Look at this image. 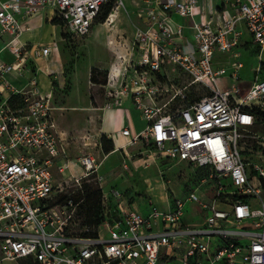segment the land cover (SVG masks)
<instances>
[{
  "label": "built area",
  "instance_id": "1",
  "mask_svg": "<svg viewBox=\"0 0 264 264\" xmlns=\"http://www.w3.org/2000/svg\"><path fill=\"white\" fill-rule=\"evenodd\" d=\"M107 1L0 0V262L264 264V131L255 129L264 115V0H223L208 12L199 0L146 1L130 56L104 85L105 108L129 99L146 121L118 149L145 141L151 156L204 174L180 197L165 194L164 208L150 201L145 212L130 208L115 188L117 216L105 217L95 236L67 232L74 204L51 196L54 173H64L69 159L52 91L41 92L35 63L57 44L29 46L22 37L32 29L30 19L47 10L65 32L85 36ZM174 15L188 19L186 25ZM252 44L259 65L249 87L221 89L218 78L227 70L213 65L215 55L234 59L230 76L237 80L239 46ZM171 68L190 79L176 89L160 84ZM192 90L205 93L189 98ZM118 133L129 136L124 126ZM76 164V182L100 166L90 153Z\"/></svg>",
  "mask_w": 264,
  "mask_h": 264
},
{
  "label": "rangeland",
  "instance_id": "2",
  "mask_svg": "<svg viewBox=\"0 0 264 264\" xmlns=\"http://www.w3.org/2000/svg\"><path fill=\"white\" fill-rule=\"evenodd\" d=\"M112 3L111 12L105 21H95L85 36L80 37L67 32L65 34V29L60 28L61 36L65 39L63 42H57V51L63 58V71L55 78L58 83L50 78L52 104L56 107L53 114L69 159V168L64 173H54L55 182L51 197L55 201L59 197H70L80 192L83 184L97 186L101 193L98 216L102 220L118 214V202L111 194L115 188L124 193V200H127L130 208L145 212L150 201L159 208H164L165 194L169 199L174 196L180 197L187 189L199 182L204 174L203 171L192 170L182 162L151 156L153 149L145 141L126 146L125 152H113L115 154L108 157L106 162L103 161L97 123L100 113L110 98L105 84L102 86L90 83L88 73L92 67L98 68L106 73L107 80V75L110 76L113 71H117L126 63L130 56L134 30L140 25V21H143L140 14L145 10L142 4L125 6L119 0H113ZM56 35H58L56 29L46 26L35 32L33 36L41 42H48ZM239 52L238 60L243 63V67L237 70L239 75L237 80H233L230 76L233 71L230 65L234 59L220 54L214 57L213 65L224 66L227 70L226 74L218 78L221 89L229 88L234 84L245 91L253 81L254 70L259 65L257 48L253 44L249 48L239 46ZM262 59L264 60V52ZM40 64L44 66L42 62ZM261 69L264 72V63ZM167 71L168 78L158 79L160 84L167 83L169 87L173 85L176 89L190 79V76L182 74L178 69L171 68ZM99 77L98 81H101V75ZM198 86L201 84L196 85ZM44 87L47 89L48 85L45 84ZM163 93V98L166 99L171 91ZM203 93L205 91L192 90L189 98ZM144 101L148 100L144 99ZM122 106L121 108L129 107L140 111L130 101ZM255 129L264 131V115L257 116ZM248 144H254V141L249 140ZM147 149L150 151L148 152ZM81 153H90L102 167L100 165L97 173L92 177L82 178L76 182L75 178L81 174V168L76 164ZM252 158L255 159V155ZM208 194L211 195V192ZM261 198L264 199V188ZM99 228H102V223L82 224V217L77 216L75 212L67 225V231L77 233L97 231ZM0 263L34 264L30 259L25 258L16 261L3 260Z\"/></svg>",
  "mask_w": 264,
  "mask_h": 264
},
{
  "label": "crops",
  "instance_id": "3",
  "mask_svg": "<svg viewBox=\"0 0 264 264\" xmlns=\"http://www.w3.org/2000/svg\"><path fill=\"white\" fill-rule=\"evenodd\" d=\"M121 1L125 6L126 5L131 6L132 4H134L132 6H139L142 4L143 8L144 7L146 8L148 6L146 3V1L148 0H124V1L121 0ZM222 2L223 0H199V6L200 8L205 9V11L208 12L210 9L220 6ZM50 17H51V12L47 10L42 15L35 16L32 19H30L29 25L32 27V29L23 34L22 37L23 41L26 42L29 46L39 45V44L46 45L51 42H56V44L58 45L57 42L59 41L63 42L64 38H62L60 33V28H61L60 25L53 24L50 20L51 19ZM174 19L179 23H183L184 25H186L188 21V19L179 17L177 15H174ZM46 26H52L54 30L56 29V34L58 33V35L53 37L48 42H41L33 35L35 34V32L39 31L42 27H46ZM139 26H143V21H140ZM184 35L185 37L189 38L188 36L189 31L185 29ZM41 62L44 64V66H41L40 64ZM35 63L39 67V70H37L36 72V76L39 83H41L40 84L41 92L44 93L47 91H51L52 89H51L50 78H53L55 80L56 76L63 71V58L61 57L60 54H58V51L56 50L49 53L47 57H41L36 59ZM89 74H90V70L88 73V80H89ZM56 83L58 82L56 81ZM45 84L48 85L47 89L46 87L43 88V85ZM129 101H130L129 99H125L123 101V104L128 103ZM121 106L104 108L99 116V120L97 123L99 138L102 134H104L106 137L111 138L114 143L113 151L107 154L103 153L104 155L103 161H105L106 159H108V157H110L111 155L115 154L118 151L120 153L125 152L126 146L124 147V149L120 148L121 150H119L118 148L121 147L126 140L133 139L134 137L139 135V133L144 129L146 125V121L144 120L141 111H135L129 107L121 108ZM123 126L127 127L129 130V136H127L126 138L122 137L118 133ZM100 167H102V165Z\"/></svg>",
  "mask_w": 264,
  "mask_h": 264
},
{
  "label": "trees",
  "instance_id": "4",
  "mask_svg": "<svg viewBox=\"0 0 264 264\" xmlns=\"http://www.w3.org/2000/svg\"><path fill=\"white\" fill-rule=\"evenodd\" d=\"M113 0H108L101 8L99 15L95 19L97 22H103L108 17L109 13L111 12ZM53 24L61 25L60 21L53 18L51 20ZM66 34V32H65ZM63 34V35H65ZM66 37V35L64 36ZM65 39V38H64ZM101 75V81L99 80V76ZM89 81L92 84H101L102 86L106 82V73L102 72L100 69L92 67L90 69L89 74ZM100 145L101 151L104 154H107L114 150V143L111 138L106 137L104 134L100 136ZM93 176V175H92ZM91 176V177H92ZM100 189L97 186H91L88 184H83V188L80 192H77L70 197H59L56 201L67 203L68 200H71L74 204V212L77 216L82 217V224L84 225H96L102 223V219L98 216L99 213V206H100ZM73 234H78L82 236H95L97 231H86L83 233L77 232H69ZM24 259V258H21ZM25 259H30L34 264H38L33 258L25 257ZM20 260V259H19Z\"/></svg>",
  "mask_w": 264,
  "mask_h": 264
},
{
  "label": "bare ground",
  "instance_id": "5",
  "mask_svg": "<svg viewBox=\"0 0 264 264\" xmlns=\"http://www.w3.org/2000/svg\"><path fill=\"white\" fill-rule=\"evenodd\" d=\"M113 153V152H112Z\"/></svg>",
  "mask_w": 264,
  "mask_h": 264
}]
</instances>
